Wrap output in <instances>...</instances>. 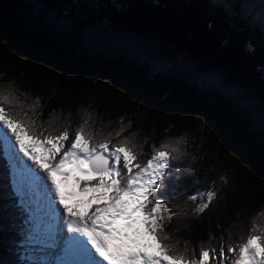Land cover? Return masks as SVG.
I'll return each mask as SVG.
<instances>
[{
    "label": "trees",
    "instance_id": "1",
    "mask_svg": "<svg viewBox=\"0 0 264 264\" xmlns=\"http://www.w3.org/2000/svg\"><path fill=\"white\" fill-rule=\"evenodd\" d=\"M0 105L43 136L127 139L141 163L178 148L155 194L175 253L264 237V0H0ZM11 176L0 141V264H23Z\"/></svg>",
    "mask_w": 264,
    "mask_h": 264
},
{
    "label": "snow or ice",
    "instance_id": "2",
    "mask_svg": "<svg viewBox=\"0 0 264 264\" xmlns=\"http://www.w3.org/2000/svg\"><path fill=\"white\" fill-rule=\"evenodd\" d=\"M3 100L7 101L8 97L4 96ZM0 129L14 138L19 153L43 174L50 201L60 212L63 230L84 238L97 264H211L217 259L216 250L211 248H201L198 257L177 254L165 243L170 238L160 234L161 211L169 213V219L174 214L155 194L168 177L173 153L178 148L170 149L168 143L153 146L151 157L141 163L127 139L115 144L110 139L92 142L83 125L75 131L70 146H66L70 139L67 129L59 135L43 136L11 116L2 105ZM33 148H40L41 154L38 156ZM66 167L79 174L73 178L75 191L62 190V183L71 175L62 171ZM57 176L62 179L58 181ZM93 180L96 182L91 183ZM205 195L207 202L197 205L198 213L209 206L215 192L209 190ZM200 196V193L192 194L189 199L196 201ZM76 197L79 199L74 203L66 202ZM227 252L236 254L231 264H264V237L249 234L239 243L238 252L232 245L227 247ZM228 259L222 246L218 264H225Z\"/></svg>",
    "mask_w": 264,
    "mask_h": 264
},
{
    "label": "rangeland",
    "instance_id": "3",
    "mask_svg": "<svg viewBox=\"0 0 264 264\" xmlns=\"http://www.w3.org/2000/svg\"><path fill=\"white\" fill-rule=\"evenodd\" d=\"M4 131L6 130L0 129V139H3L4 144L8 145V148L6 149V156H5L6 160H8V162H11L14 165L11 170L12 172H15L16 169H17V172L19 171L22 172V176L20 177L21 185H20L19 192H18V198L21 199L24 205L29 208L28 213L31 216V218H28L30 221L28 227L22 231L25 235L28 236L27 237L28 243H26L25 247H26V251L29 257L27 256L28 258L25 259V261L29 262L27 264H45L50 261V257L53 255L47 254L50 251H46L44 252V254L42 253L39 254L41 246H43L44 244L50 245L54 243V246L56 248V245H55L56 240L61 235H62V238L63 236H65L64 230L62 229V225H61V229L59 226V229L56 233L55 238L53 237V233H52L53 231L51 229L54 227L56 228L54 217L55 216L58 217L59 215V219H60V214H58L59 211L57 212V214H54V210H52V207L54 205L50 201L49 193L47 191L45 181L42 176L43 174L40 173L39 170L31 164V161H28L26 158L23 157V154L19 153V149L15 145L14 138H11L10 135L6 136ZM69 136H70V139L65 142L66 146H70L71 140L75 138L74 134L69 135ZM26 143H29V141H26ZM32 151L35 152L38 156L41 154L40 148H33ZM65 169H66L65 171H68L71 173L69 178H72V181H68V186L70 188H73L75 185L73 178L78 176L79 174L77 173L75 175L76 172L72 170L70 167H66ZM32 172H35L36 176H34ZM32 178H35V180L33 181L35 185H30ZM95 182H96L95 180L91 181V183H95ZM44 199L47 205H44L42 203ZM35 211H37V213ZM161 216L163 217V220L161 222H164L166 220V213L163 210L161 211ZM42 231H45V236L40 235ZM45 237H46V242L43 240V242L40 244L41 239H44ZM61 240L62 239H60V242ZM54 246H50V247L52 248ZM57 246L61 247V245L59 244ZM234 247L237 248V252H238V245ZM58 250H60V248H58ZM218 253L219 252L216 251L217 259L212 260L211 264H218ZM225 253H226V256L229 257V259L225 262V264H231V260L235 259L236 254L228 253L227 250H225Z\"/></svg>",
    "mask_w": 264,
    "mask_h": 264
},
{
    "label": "bare ground",
    "instance_id": "4",
    "mask_svg": "<svg viewBox=\"0 0 264 264\" xmlns=\"http://www.w3.org/2000/svg\"><path fill=\"white\" fill-rule=\"evenodd\" d=\"M66 169H62V171H65ZM35 171V170H34ZM32 174L34 175V176H36L35 174V172H32ZM77 173H75V175H76ZM62 178L61 177H59V176H57V180L58 181H60ZM35 180V178H32V183L31 184H34L33 183V181ZM41 180V179H40ZM68 181H72V178H68L67 179V182L66 183H62V186H63V191H65V192H70V191H75V190H77L76 188H73V189H70V188H68ZM41 184H42V182H41ZM35 185V184H34ZM50 197V196H49ZM77 199H79V197H76V198H69V199H67L66 200V202H68V203H74ZM42 203L44 204V205H47L46 203H45V199L42 201ZM96 207V205L95 206H93V208H95ZM52 210H54V214H57V212L59 211L58 210V208L54 205L53 207H52ZM58 214H60V212L58 213ZM54 219H55V225H56V231L54 230L52 233H53V237L55 238L56 237V233H57V231H58V229H59V226H60V229H61V222H59L60 221V219H59V215H58V217L57 216H55L54 217ZM63 229V228H62ZM49 233V232H48ZM64 233H65V235L67 234V232H66V229H65V231H64ZM61 235V234H60ZM73 235L74 234H69V237H73ZM66 238L67 237H65L64 239L62 238V235L56 240V242H55V245H56V248H55V246H54V243L53 244H50V245H48V244H44L43 246H41V251H43L42 252V254H44V252H46V251H50L49 253H47V254H51V255H53V256H51L50 257V260L52 261H49V262H51V264H53L54 263V261L57 259V254H58V252H59V250H58V248H60V247H58L57 245L59 244V245H61V248H62V245L64 244V242H65V240H66ZM60 239H63L62 240V244L61 243H59L60 242ZM46 242V241H45ZM49 243V242H48ZM50 246H54V247H50ZM56 254V255H55ZM45 257V256H44ZM53 259V260H52ZM46 260H47V258H46ZM89 261V260H88ZM49 262H47V263H45V264H49Z\"/></svg>",
    "mask_w": 264,
    "mask_h": 264
}]
</instances>
